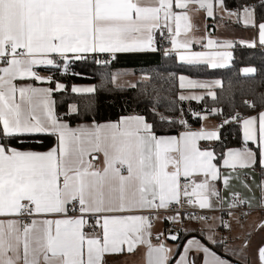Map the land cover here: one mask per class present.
Wrapping results in <instances>:
<instances>
[{
	"label": "snow or ice",
	"instance_id": "obj_1",
	"mask_svg": "<svg viewBox=\"0 0 264 264\" xmlns=\"http://www.w3.org/2000/svg\"><path fill=\"white\" fill-rule=\"evenodd\" d=\"M190 2L211 19H216L219 5L220 11L256 29L258 43L264 46V0L245 3L238 10L229 9L226 0H0V264H119L121 257L141 245L149 250L148 264H168L167 246L151 243L152 222L161 218V210L174 213L171 223L209 219L182 215L179 208L184 205L223 211L224 199L215 182L226 187L229 178L221 176L215 150L200 145L221 140L218 130L193 131L182 120L188 130L180 135H157L143 115L73 129L54 110L53 93L66 91L67 86L40 74V70L61 69L68 74L69 62L97 54H107V64L118 54L158 53L157 34L171 46L166 57L179 52L182 64L227 67L231 52L191 51L193 41L181 38L194 28L187 13ZM205 46L234 47L212 39ZM247 47L255 48L256 42ZM157 72L160 75L149 76L160 85L152 92L153 114L162 124H175L159 113L160 107L166 103L170 107L172 102L167 100V72L159 68ZM256 72L254 67L244 69L245 75ZM185 80L179 77L181 88L223 87L220 80L211 85ZM24 81L34 83H18ZM71 91L95 95L97 89L73 86ZM208 94L217 99L214 91ZM178 99L203 97L180 95ZM243 103L256 107L252 101ZM71 111L79 115L77 106ZM232 121L242 125L247 147L227 150L223 166L264 167V111L248 118L234 113L228 122ZM48 137L55 138L56 144L44 152L14 146L25 140L42 143ZM98 153L104 157L102 169L94 163ZM260 188L264 192V184ZM241 203L250 207L248 200L240 201L233 194L229 208H239ZM169 238L179 240L175 232ZM249 242L233 250L237 256L233 260L193 238L174 264H196L192 252H203L204 264H246ZM257 258L264 264V246L258 248Z\"/></svg>",
	"mask_w": 264,
	"mask_h": 264
},
{
	"label": "trees",
	"instance_id": "obj_2",
	"mask_svg": "<svg viewBox=\"0 0 264 264\" xmlns=\"http://www.w3.org/2000/svg\"><path fill=\"white\" fill-rule=\"evenodd\" d=\"M226 3L229 9L238 10L241 5L256 3V0H226ZM106 59H109L108 56L96 55L95 57L90 56L86 61L69 62L68 74H63V69L60 71L45 70L52 74L54 81H61L67 86L66 91L53 93L55 113L61 120L67 121L73 126L78 123L111 122L118 121L123 116L143 115L153 124L157 135H177L183 130L180 121L189 117L191 110L200 113L203 108L207 107L211 109V113L215 111L216 118L221 120L224 116L230 119L234 113L247 117L264 109V102H262V98H264V47H245L240 51L235 49L231 65L219 69H212L203 65L182 64L174 53L166 57L165 52L148 55L118 54L115 60H109L105 64ZM246 66L256 68V74L243 75L242 69ZM158 68L167 72L169 81L165 85L168 88L167 100L172 102L170 107L167 106V103L160 107L159 113L176 121L175 124H162L159 116L153 114L152 92L154 87L160 85L154 80L150 81L149 76L160 75L157 72ZM120 72H131L147 80L139 81L135 89L133 87H117L113 83L112 77ZM181 75L192 78L219 79L223 83V87L217 89L216 100L205 97L200 102L188 103L178 99L181 93L179 86ZM75 84H93L97 92L95 95L74 94L71 87ZM51 87H55V85L53 84ZM244 100L255 102V109L246 107L243 103ZM73 105L79 109V115L70 113V107ZM199 121L200 118L197 121H192L194 129L199 127ZM229 123L227 127H221V140L213 145L218 165H221L228 149L243 146L239 123ZM55 144V138L48 137L44 138L42 143L35 140H25L22 143H15L14 146L21 150L45 151ZM255 168L264 178V167L257 165ZM190 234H180V247L192 236ZM208 245L216 253L224 254L219 248L221 243ZM224 255L226 259L235 260L229 254Z\"/></svg>",
	"mask_w": 264,
	"mask_h": 264
},
{
	"label": "crops",
	"instance_id": "obj_3",
	"mask_svg": "<svg viewBox=\"0 0 264 264\" xmlns=\"http://www.w3.org/2000/svg\"><path fill=\"white\" fill-rule=\"evenodd\" d=\"M198 8L199 7L197 4L192 3V2L189 3V8L187 9V13L191 17V22L194 25V28L192 29L191 32L188 33L187 37H183V36L181 37L182 39L187 38V39H190L191 41H193L191 51H195V52L220 51V52H231L233 54L234 50H235V46L247 47V44L252 43V42H256L255 48L264 47L258 43V37H257L256 29L251 28V27H245L242 19L235 21V22H237L238 25H235V26L233 25V26L238 31H237V33H234V34H231V29H229L230 34H225V32L221 33V26H219V28H218L217 27L218 25H212V24L207 25V23H206V25H203L202 29H200V25H196V21H194L196 19L195 18L196 14H197L196 11L198 10ZM233 10H237V9H233ZM174 11L179 12L181 10L174 8ZM215 15H216V19H219V16L216 13V8H215ZM208 19L211 20V18H208ZM206 27H207V32L205 31ZM208 39H212V40L216 41L218 44L231 43L234 45V47L233 48H216V47H214L213 49H209L205 46ZM173 53L177 57L180 54L179 52H173ZM97 55L108 56L107 54H97ZM40 74L42 76H49V75L52 76V74L46 72L45 70H40ZM128 74H133V73H127V72L126 73H117L115 75L116 76L115 85L117 87H132L133 85H136L139 81H146L147 80L146 78H142V77L135 75V74L134 75H128ZM181 76H184L186 78L185 83H187V80H193L196 83H206V84L211 85V84H213L214 81L219 80V79L192 78V77L185 76V75H181ZM59 82H61V81H59ZM18 83L33 84L34 82L24 81V82H18ZM34 86L49 87V85H46V84L41 85L39 83H35ZM73 86L79 87V88L95 87L93 84H75ZM179 86H180V81H179ZM218 88H220V87H213L210 89L189 88L187 86L184 88L180 87V89H181L180 95L201 96V97H203V99L205 97L210 98L211 96L208 94L209 91H214L216 93ZM53 99H54V97H53ZM202 100L188 99V100H184V101H187L188 103H190V102H200ZM71 108H72V106L70 107V113H73L71 111ZM54 110H55V107H54ZM261 111H264V109ZM260 112H258V113H260ZM215 113L216 112L214 111L213 113L201 116V117L206 116V118H200L199 127L197 129H191V130H193V131L218 130L221 134V122H220V120H218L216 118ZM258 113L244 117V118L255 117L258 115ZM123 117H126V116H123ZM64 122L69 124V122H67V121H64ZM111 122H117V121H111ZM105 123H109V122H102V123H98V124H105ZM92 125H93V122L78 123V124H75L73 126L69 124V126L72 127L73 129L79 128L82 126L89 127ZM239 125L241 127V132H242V125L240 123H239ZM184 131H186V130L183 129L177 135H180ZM242 138H243V135H242ZM217 142L218 141H210V142L201 141L200 145H201V147H207L210 145L213 148V145H215ZM243 147H247V145H245L244 142H243L242 147L232 148V149H228V150H240ZM45 151H47V150L45 149ZM40 152H44V151H40ZM95 155L98 157V159H96L94 161L96 167L101 168V169L104 168L105 164H104L103 154L98 153ZM216 157H217V155H216ZM224 158H226V156H224ZM218 166L220 167L221 176L229 178V184L226 187H221L220 181L215 182L217 188L220 189L221 196L224 199L223 211L210 210L212 212L210 214L209 220L185 221L184 219H182V225H181L182 227L179 231L180 233L177 234L180 236V234L184 235V234H188V233L189 234L193 233V234H190L192 236H190V238H188V240L195 238V239L201 241L202 243L206 244L210 249H211V247L208 244L216 245V244L222 243V245H223L222 241H224L225 238L220 233L227 232V228L224 226V224H225V222H227V220L232 215L239 214V216H241V218L243 220L246 219L247 217L252 216V215H257L260 217L259 219H264V200H262V197H264V192H262L261 188H260V185L264 184V178L260 176L258 170L255 167L254 168H242V167L237 166L235 169H232L229 167H224L223 166V160L221 162V165H218ZM233 194H235L239 198L240 201L248 200L250 202V207L248 208L249 209L248 212L241 213L238 210H236V208L235 209L229 208V205L232 202ZM213 201L215 202V198H213ZM241 205H243V204L241 203ZM229 211L232 212L231 215L227 214ZM170 215L172 216L174 214L168 213V211L161 210V213H160L161 218L158 220L157 219L153 220V222H152L153 227L151 230L152 231L151 243L153 245H160V244L166 245L165 242L163 241V239H166V235H167V233H169L168 230H170L175 225L174 223L169 222V220L166 218V216H170ZM244 216L246 218H244ZM162 226L165 227V230L162 229ZM161 234H163V235H161ZM157 237H159V238L157 239ZM209 237H212L215 241H217V243H213L209 239ZM187 241H185L183 246H181V247H180V242L174 243V242L170 241L171 244L178 246L177 253H176L177 256L181 254V250L183 249V247L185 246ZM169 250H170V252L168 253V264H170V261L172 260L171 249H169ZM211 250L215 251L213 249H211ZM148 251L149 250H148L147 246H145V245L138 246L134 253L121 257L119 264H148V256H147ZM192 253L194 254L196 264H204L206 257H205V254L203 252H192ZM192 253H190L191 256H192ZM217 254H219V253H217Z\"/></svg>",
	"mask_w": 264,
	"mask_h": 264
},
{
	"label": "rangeland",
	"instance_id": "obj_4",
	"mask_svg": "<svg viewBox=\"0 0 264 264\" xmlns=\"http://www.w3.org/2000/svg\"><path fill=\"white\" fill-rule=\"evenodd\" d=\"M196 25H200V29H202L203 25H218L217 27L221 26V33L225 32V34H230L229 29H231V34L237 33V29L234 28L235 25H238V21L236 16H229L227 11H220L219 5L216 6V13L219 16V19H208L206 12L204 10H198L196 11ZM234 25V26H233ZM207 32V27L205 29ZM248 45V44H247ZM169 48V47H168ZM231 65V61L228 63V66ZM252 67V66H246L242 69V73L244 74V69ZM120 73H126V72H120ZM131 73V72H127ZM128 75H134V74H128ZM250 75V74H249ZM246 75V76H249ZM170 216H166V218L169 220ZM244 218H246L244 216ZM260 217L257 215H252L250 217H247L246 219H242L239 214L232 215L226 224L230 225V227L227 228V232L220 233L224 236L223 245H220L219 248L224 252V254H229L234 259H237V256L234 254V249H239L241 245L246 241L249 240L248 249L246 252V264H259V260L257 258V250L258 248L262 247L264 245V219H259ZM175 225L168 230V232H175L176 234H179L182 220L179 223H174ZM188 227V226H187ZM186 227V228H187ZM189 228V227H188ZM162 229L165 230V227L162 226ZM169 229V228H168ZM168 234V233H167ZM165 242L167 248L171 249L172 253V260L170 261V264H174V261L178 258L177 256V248L178 246L173 245L170 243L169 240L163 239ZM222 244V243H221ZM192 256L194 254L192 253ZM241 264H245V261H241Z\"/></svg>",
	"mask_w": 264,
	"mask_h": 264
},
{
	"label": "built area",
	"instance_id": "obj_5",
	"mask_svg": "<svg viewBox=\"0 0 264 264\" xmlns=\"http://www.w3.org/2000/svg\"><path fill=\"white\" fill-rule=\"evenodd\" d=\"M156 40H157V44H158L159 48L161 49L160 52L167 53L169 51V49H170V44L168 42V39L167 38L162 39L159 36V34H157ZM244 48H245L244 46H235L236 51L243 50ZM211 112H212L211 109H209L207 107L203 108V111L200 112V113L195 112L194 110H191L190 113H189V117H185L182 120L183 121H187V125L190 126L191 129H194L193 128L194 127V123L192 121H197L199 119V118H197V116L201 117L203 115L210 114ZM232 117L233 116H231L230 119L225 117V116L223 118H221V120H220L221 125H223V127H227L230 124L228 121L231 120ZM233 123H237V122L232 121L231 124H233ZM181 128L184 129V130H188L187 126H185L183 124H181ZM236 210H238L241 213H245V212H248L249 209L248 208H244V206L241 205L239 208H236ZM167 211H168V213L174 214L170 209L167 210ZM179 211H180V213L182 215L191 213V214H195V215H199V216H207V217H209V219H210V214L212 212L210 210H200L198 208V206L193 207V206H189V205H184V206L180 207ZM184 220L185 221H191V220H195V219H184Z\"/></svg>",
	"mask_w": 264,
	"mask_h": 264
},
{
	"label": "water",
	"instance_id": "obj_6",
	"mask_svg": "<svg viewBox=\"0 0 264 264\" xmlns=\"http://www.w3.org/2000/svg\"><path fill=\"white\" fill-rule=\"evenodd\" d=\"M174 232V231H173ZM171 233V232H170ZM179 236V235H178ZM166 238H167V240H169V241H171V242H174V243H179L180 242V240H181V237L179 236V240L178 241H173V240H171L170 238H169V233L166 235ZM264 246V245H263ZM220 255L221 256H225L223 253H220Z\"/></svg>",
	"mask_w": 264,
	"mask_h": 264
}]
</instances>
